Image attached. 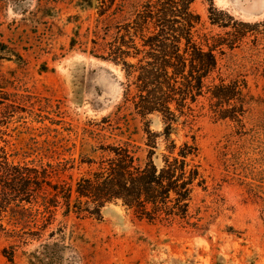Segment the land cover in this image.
<instances>
[{"label":"rangeland","instance_id":"374dc122","mask_svg":"<svg viewBox=\"0 0 264 264\" xmlns=\"http://www.w3.org/2000/svg\"><path fill=\"white\" fill-rule=\"evenodd\" d=\"M91 1L0 0V146L10 162L47 168V180L73 186L107 167L115 149L145 166L149 140L171 145L153 137L163 116L136 109L139 71L129 79L121 64L98 57L146 0H116L103 15L107 5ZM191 9L200 16L193 39L213 48L217 64L172 135L177 148L196 139L190 198L179 181L166 204L145 210L118 198L99 216L64 219L60 204L53 228L70 246L65 264H264V0H194ZM225 86L231 96L221 100ZM15 217L0 213V264H28L23 251L39 242L13 237L24 231Z\"/></svg>","mask_w":264,"mask_h":264},{"label":"trees","instance_id":"16d2710c","mask_svg":"<svg viewBox=\"0 0 264 264\" xmlns=\"http://www.w3.org/2000/svg\"><path fill=\"white\" fill-rule=\"evenodd\" d=\"M101 1L107 5L100 13L103 15L116 0ZM193 1L146 0L143 9L138 10L131 21L118 25L120 34L112 50L98 56L121 64L129 79L134 77L132 69L136 68L139 71L135 77L136 109L142 116L154 112L163 116L164 128L153 137L161 136L171 145L162 149L155 140H149L153 145L148 144L150 150L145 166L136 165L128 149H124L122 156L119 149H115L117 157L111 159L107 167L80 178L73 186L69 182L47 180L51 179L47 168H42L41 173L37 166L23 167L10 162L8 151L0 146V213L10 209L15 214L17 224L24 230L22 235L12 234L15 239L26 245L30 239L39 241L34 248L23 251L28 264H65V252L70 246L54 239L53 228L60 204L65 207L64 219L71 213L99 216L102 206L118 198L129 208L145 210L150 203L166 204L172 192L178 193L179 181L180 187L186 189L184 200H189L195 175L188 173L187 165L188 158L197 152L196 139L193 138L194 144L185 142L177 148L172 135L178 131L179 118L188 100L195 101L200 96L204 78L217 64L213 48L205 49L193 39V30L200 22V16L191 9ZM89 5L91 8L93 1L90 0ZM210 8L212 15L213 4ZM128 58H135L136 62H129ZM230 92L225 86L219 97L221 100L230 98ZM132 94L129 85L125 96L130 98ZM5 120L0 119V140L5 134L1 129ZM148 133L152 132L148 130ZM156 149H160V153L154 157ZM177 149V155L172 156ZM28 204L36 206L35 212H29L32 209H27ZM62 224L63 220L59 222ZM47 232L48 237L44 238Z\"/></svg>","mask_w":264,"mask_h":264}]
</instances>
